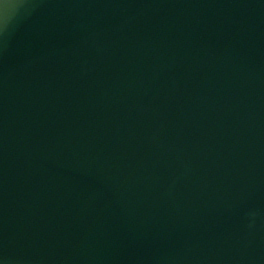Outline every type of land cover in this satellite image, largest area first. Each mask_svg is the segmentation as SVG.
I'll list each match as a JSON object with an SVG mask.
<instances>
[{"label": "water", "instance_id": "water-1", "mask_svg": "<svg viewBox=\"0 0 264 264\" xmlns=\"http://www.w3.org/2000/svg\"><path fill=\"white\" fill-rule=\"evenodd\" d=\"M0 264H264V0H0Z\"/></svg>", "mask_w": 264, "mask_h": 264}]
</instances>
